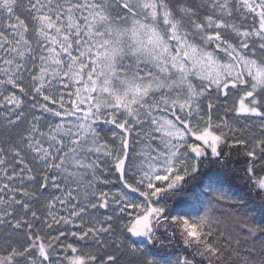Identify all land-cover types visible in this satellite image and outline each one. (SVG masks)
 I'll return each instance as SVG.
<instances>
[{
  "label": "snow or ice",
  "instance_id": "6c2138e0",
  "mask_svg": "<svg viewBox=\"0 0 264 264\" xmlns=\"http://www.w3.org/2000/svg\"><path fill=\"white\" fill-rule=\"evenodd\" d=\"M0 264H264V0H0Z\"/></svg>",
  "mask_w": 264,
  "mask_h": 264
}]
</instances>
